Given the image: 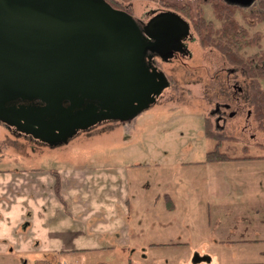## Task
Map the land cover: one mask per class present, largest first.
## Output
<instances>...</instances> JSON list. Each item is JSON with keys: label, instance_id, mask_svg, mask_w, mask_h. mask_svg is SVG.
<instances>
[{"label": "rangeland", "instance_id": "rangeland-1", "mask_svg": "<svg viewBox=\"0 0 264 264\" xmlns=\"http://www.w3.org/2000/svg\"><path fill=\"white\" fill-rule=\"evenodd\" d=\"M163 1L114 0L118 7L146 22L152 11H174ZM258 2L255 0L238 15L240 19L246 17L242 23L251 34L264 32V24L249 16L260 12ZM214 13L212 7H205L208 19L214 20ZM191 32L194 40L187 43L190 54L160 65L170 86L158 101L131 121L98 125L57 146L41 143L0 124V171L17 172L3 183L5 195H1L0 200L9 205L21 188L17 187L15 176L25 173L28 180L25 187L29 190L39 168L59 171L120 167L126 172L128 189L136 197L131 206L133 240L130 247L105 254L90 252L87 260H83L82 255L59 258L60 255L52 254L51 262L30 261L28 264H264V161L240 165L226 161L205 163L206 155L216 149V142L205 135L206 118L214 121L211 112L216 101L217 104H224L226 99H234L235 104L239 101L235 100L238 90L233 88L241 86L243 89L240 72H236L239 75H231L230 71L228 74L220 54L202 47ZM262 46L264 48V39ZM258 49L247 48V54L252 55ZM240 94L245 95V91ZM239 104L241 109L235 107L237 128L229 124L224 131L238 140L229 154L264 156V132L258 130L253 118L246 122L247 109L243 102ZM19 170L25 172L19 173ZM56 173L50 172L60 200V178ZM159 195L162 199L156 203ZM166 195L176 201L174 211L165 207ZM159 223H168L169 228L162 229ZM245 229L249 230L250 239L259 240L239 243L240 234H246ZM225 238L234 241L228 240L222 245ZM156 239L169 245L151 250L146 258L151 263L136 254L139 246L147 249ZM179 242L188 244H172ZM197 256L201 262H197ZM165 258L168 263L162 262Z\"/></svg>", "mask_w": 264, "mask_h": 264}, {"label": "water", "instance_id": "water-1", "mask_svg": "<svg viewBox=\"0 0 264 264\" xmlns=\"http://www.w3.org/2000/svg\"><path fill=\"white\" fill-rule=\"evenodd\" d=\"M189 35L173 12L145 24L105 0H0V123L57 146L131 121L169 87L153 58L186 52Z\"/></svg>", "mask_w": 264, "mask_h": 264}, {"label": "crops", "instance_id": "crops-1", "mask_svg": "<svg viewBox=\"0 0 264 264\" xmlns=\"http://www.w3.org/2000/svg\"><path fill=\"white\" fill-rule=\"evenodd\" d=\"M236 72L237 70H231L230 74ZM233 89H237L239 94L243 92L241 86L239 88L235 86ZM239 94L234 98L236 97L235 100L243 102L244 109H246V103L242 99L243 95ZM239 101L235 104L234 99L225 100L224 104L228 106L224 111H227L228 119L223 123L215 116L213 122L216 131H220L223 126L226 127V130L229 124L233 127L237 126V109H241ZM217 102L215 109L220 106ZM246 113L245 120L248 122L250 112ZM234 145H238V140L229 141L224 145L223 150L232 153L235 149ZM229 155L235 158L244 157ZM251 157L256 159L228 160L225 163L240 165L254 160L264 161V156ZM38 170L39 174L32 177V186L29 190L25 187V181H28L24 177L25 173H20L25 172V170H19L20 175L15 176V181L18 182L17 187L20 185L21 188L17 190L18 193L13 198L11 205L0 200V264H28L30 261L35 263L51 262L52 254L60 255L59 258L61 256L82 255L83 260H87L86 255L90 252L104 254L119 252L118 250H122L125 246L130 247L132 245L130 215L131 206L132 203H135L133 200L136 197L128 189V181L125 178L126 172L123 168L61 169L59 171L39 168ZM11 171H0V196L5 195L2 193L4 192L3 183L8 182L13 177L12 173H17ZM52 171L58 172L60 178V200L54 188L55 179L50 174ZM44 186H49V188L44 189ZM164 198L167 210L174 211L176 201L169 195ZM161 199L162 197L159 195L156 203ZM141 205L143 204L141 203ZM159 224L162 229L169 228L168 223ZM245 230L246 234H240L238 241L241 240V242L239 243H253V240H259L250 239L249 230ZM227 237L230 236L227 235ZM228 240L234 241L228 238L221 242L222 245ZM172 244L185 246L188 242ZM167 245L169 244L156 239L148 244L149 248L147 249L144 248V245L139 246L136 254L144 256L147 260L151 255V250H157L158 247ZM195 254L196 252L191 256L194 257ZM212 258L217 259L216 257ZM54 259L57 258L54 257ZM147 262L151 263L152 261L147 260ZM162 262L168 263L169 260L165 258ZM182 263L184 262L182 261Z\"/></svg>", "mask_w": 264, "mask_h": 264}, {"label": "trees", "instance_id": "trees-1", "mask_svg": "<svg viewBox=\"0 0 264 264\" xmlns=\"http://www.w3.org/2000/svg\"><path fill=\"white\" fill-rule=\"evenodd\" d=\"M164 1L165 5L167 3L168 9L174 10V13L179 12L185 17L183 18L188 22L202 47L210 48L220 54L228 74L231 70L240 72V75L239 73L236 75L242 79L243 91H245L242 99L246 103V112H250V118L256 122L258 130L264 132V48L262 46L264 32L257 31L255 34H251L247 25L242 23L246 17L242 16L240 19L238 15L247 8L230 5L225 0H195L191 3L181 0ZM111 3L118 7L114 0H111ZM206 6H210L214 10V20L206 17ZM258 6L260 12L250 13L249 16L264 24V0H259ZM215 20L218 24L215 23ZM250 47L259 49L254 54L248 55L247 48ZM227 91L229 94L231 93L229 89ZM213 124L209 118H206L205 135L208 139L216 142V149L206 155L205 163L256 159L251 156L231 157L223 150V147L233 139L224 131H216ZM56 174L59 177L58 173ZM59 186L58 189L61 191L60 180Z\"/></svg>", "mask_w": 264, "mask_h": 264}, {"label": "flooded vegetation", "instance_id": "flooded-vegetation-1", "mask_svg": "<svg viewBox=\"0 0 264 264\" xmlns=\"http://www.w3.org/2000/svg\"><path fill=\"white\" fill-rule=\"evenodd\" d=\"M105 1H107L110 5H112L113 6V4L111 3V0H105ZM114 8H116V9H119V10H123V11H126L127 13H129L130 15H132L134 18H136L139 22H142V23H145V24H147L149 21H151L155 16H157V15H159L160 13H163V12H173V11H169V10H165V11H162V12H157V11H152V13H150V14H148V15H150V19L146 22V21H144L143 19H138L137 17H135L131 12H129L128 10H124L123 8H121V6H119V7H115V6H113ZM174 13V12H173ZM177 14V13H176ZM183 18V17H182ZM184 19V18H183ZM185 20V19H184ZM186 21V20H185ZM187 22V21H186ZM194 40V36L192 35V32H191V28H190V35L185 39V40H183V45H184V47L186 48V52H184V53H180V52H173V57H172V59H170V60H168V62H165V61H163L160 57H154L153 58V60L151 61V63H152V65L154 66V67H156L160 72H163L161 69H160V65L162 64V63H169V61H171V60H174V59H176L178 56H187V55H189L190 53H189V50H188V47H187V43L188 42H190V43H192V41ZM164 73V72H163ZM164 75H165V73H164ZM166 76V75H165ZM167 77V76H166ZM167 79H168V81H169V78L167 77ZM169 85H170V83H169ZM162 96V95H161ZM160 96V97H161ZM159 97V98H160ZM158 98V99H159ZM158 101V100H157ZM222 105H224V104H220V106H218L213 112H211L212 114V116L213 117H215V116H217V118H218V120H220V121H222L223 123H225V121H227V117H228V115H227V113L224 111V110H226L227 109V106L226 107H224V106H222ZM107 122H110V121H104V122H102V123H99V124H97L96 126H94V127H97L98 125H102V124H104V123H107ZM93 128V127H92ZM225 126H223V127H221L220 128V131H225ZM9 129H12V130H14L15 131V129L14 128H9Z\"/></svg>", "mask_w": 264, "mask_h": 264}]
</instances>
